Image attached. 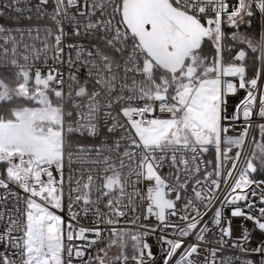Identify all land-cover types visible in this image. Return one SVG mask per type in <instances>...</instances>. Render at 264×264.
Returning <instances> with one entry per match:
<instances>
[{
  "label": "snow or ice",
  "instance_id": "obj_1",
  "mask_svg": "<svg viewBox=\"0 0 264 264\" xmlns=\"http://www.w3.org/2000/svg\"><path fill=\"white\" fill-rule=\"evenodd\" d=\"M5 17L0 264H264V0H0Z\"/></svg>",
  "mask_w": 264,
  "mask_h": 264
},
{
  "label": "built area",
  "instance_id": "obj_2",
  "mask_svg": "<svg viewBox=\"0 0 264 264\" xmlns=\"http://www.w3.org/2000/svg\"><path fill=\"white\" fill-rule=\"evenodd\" d=\"M35 2H36V0H33V3H35ZM236 2H237V0H230V3L235 4ZM36 22H37V21H35V19H34V20H33V23H36ZM21 23H22V24H27V23H29V22L25 20V21H21ZM40 23H48V21L45 20V21H41ZM0 24H4L5 26H12V25H11V21H10L9 18H7V17H5V18H0ZM259 28H260V20H259ZM0 70H3V69H0ZM84 74H85V73H84V71L82 70L81 75L83 76ZM244 95H245L244 91L241 90L236 96H230V97L228 98V104H229L228 111H229L230 113H231V111H232V107H233V105L236 104V103L239 101V99H241ZM213 158H214V154H210V155L207 156V159H213ZM163 171H164L165 174H167L168 169L165 168ZM257 178L259 179L260 177L257 176ZM230 182H231V181H230ZM254 199H257V203H258V198H254ZM182 203H183V202H180V203L178 204V207H181V206H182ZM216 206H219V205L217 204ZM9 207H11V204H9ZM213 211H214V209H213L212 211H209V212H208V215L205 217L206 220H208V219L213 215ZM59 214H61V215L64 217V219H65L66 222L69 220V217H68V214H67V210H66V209H65L64 212L59 213ZM224 214H225L226 216H230V210H229L228 208H225V209H224ZM92 219H93V217L91 216V214H89L88 217H83V216H82V217L79 219V222H78V223H79V225L84 226V227H92V226H93L92 223H91ZM173 219H175V218H173ZM231 219H232V221H233V226H234V228L237 230V234H239V232H238V230H239V225H240L241 223H245V222L243 221L242 218H231ZM141 222H142V223H146V224H155V223H156V221H155L154 218H152L151 220H148V221H141ZM73 223L75 224L76 222H73ZM247 223H248L249 226L251 225V222H247ZM120 226H121V227H124V226H128V227H130L131 225H125V224L122 222ZM209 226H210V227H214V225H212L211 223H210ZM168 234H169V236H171V231H170V230H169ZM254 236H255V240L253 241V245H255L256 241H258L259 239L262 238V237H261V234H260L259 232L254 233ZM189 239H192V238L189 237ZM147 240H148V242L153 246V251L157 254V257H159V255H160V251H159V247L157 246L156 236H154V235H153V236H149V237H147ZM105 242H107V240H106ZM75 243L79 244V243H82V242H81V241H76ZM102 244H103V243L97 245V247H101ZM233 251H234V250H229V251L226 252L225 254H226V255H231ZM92 254L95 255V249H93ZM249 258H254V259L257 261V264H259L260 257H259L258 255L254 256V257L250 256ZM158 264H162V261H159V260H158Z\"/></svg>",
  "mask_w": 264,
  "mask_h": 264
},
{
  "label": "trees",
  "instance_id": "obj_3",
  "mask_svg": "<svg viewBox=\"0 0 264 264\" xmlns=\"http://www.w3.org/2000/svg\"><path fill=\"white\" fill-rule=\"evenodd\" d=\"M229 32V35L231 34V31H233L234 29H226ZM259 30V20L258 18L253 20V25H252V32H257ZM240 31L242 33H249V29L247 28V26H241ZM251 56V53H250ZM249 64L251 65V60L249 61ZM0 74H4V75H8V73H5L4 70H0ZM258 135V134H257ZM107 243V242H104ZM104 243L101 245V247H104Z\"/></svg>",
  "mask_w": 264,
  "mask_h": 264
},
{
  "label": "rangeland",
  "instance_id": "obj_4",
  "mask_svg": "<svg viewBox=\"0 0 264 264\" xmlns=\"http://www.w3.org/2000/svg\"><path fill=\"white\" fill-rule=\"evenodd\" d=\"M258 18V20H259V17L257 16L256 17V19ZM242 26H246V25H242ZM118 249L117 248H115V247H113L112 249H110V251H109V255L110 256H113V255H116L117 253H118Z\"/></svg>",
  "mask_w": 264,
  "mask_h": 264
}]
</instances>
